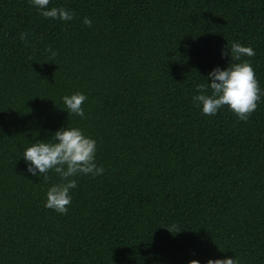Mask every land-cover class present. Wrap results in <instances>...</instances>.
Segmentation results:
<instances>
[{
	"label": "trees",
	"instance_id": "16d2710c",
	"mask_svg": "<svg viewBox=\"0 0 264 264\" xmlns=\"http://www.w3.org/2000/svg\"><path fill=\"white\" fill-rule=\"evenodd\" d=\"M54 6L73 19L0 0V264H264V96L247 121L192 101L233 42L264 89V0ZM76 92L85 118L63 104ZM67 125L97 141L104 173L77 177L62 215L44 206L59 177L22 154Z\"/></svg>",
	"mask_w": 264,
	"mask_h": 264
},
{
	"label": "clouds",
	"instance_id": "9594fccd",
	"mask_svg": "<svg viewBox=\"0 0 264 264\" xmlns=\"http://www.w3.org/2000/svg\"><path fill=\"white\" fill-rule=\"evenodd\" d=\"M32 7L40 12L44 18L71 21L74 13L64 7H51V0H29ZM86 25L91 20L85 18ZM21 39L26 40L27 34L21 33ZM51 57L57 55L49 48ZM230 54L231 62L223 69L214 67L204 79L205 83L197 85V94L192 97L195 106L199 107L203 115L215 116L221 109L233 112L240 121H247L257 109L258 102L264 96L251 64L242 57L255 55L251 47L233 42L229 49L221 51V57ZM87 100L84 93L76 92L62 97L68 116L85 118L82 105ZM97 141L86 135L80 128L66 126L58 129L51 138L38 140L27 147L23 154L26 171L32 176H43L49 179L50 172L59 177L58 183H52L45 193V208L59 214H67L72 201L71 191L77 187V177L91 176L96 178L103 175V166H98L96 160ZM170 233V227H164ZM177 231L176 233H179ZM189 264H201L193 259ZM205 264H237L236 258H209Z\"/></svg>",
	"mask_w": 264,
	"mask_h": 264
}]
</instances>
